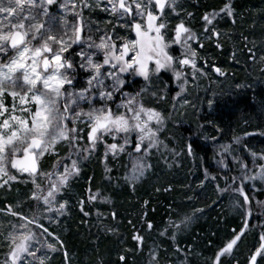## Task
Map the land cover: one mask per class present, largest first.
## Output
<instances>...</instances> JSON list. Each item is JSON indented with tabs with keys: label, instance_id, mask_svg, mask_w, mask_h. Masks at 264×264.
<instances>
[{
	"label": "trees",
	"instance_id": "16d2710c",
	"mask_svg": "<svg viewBox=\"0 0 264 264\" xmlns=\"http://www.w3.org/2000/svg\"><path fill=\"white\" fill-rule=\"evenodd\" d=\"M261 2L264 0H232L233 15L224 13L213 25L212 29L229 37L228 33L233 32L231 40H235L237 48L233 49L229 42L220 49L215 35L194 44L198 65L212 78V65L220 66L232 80V87L210 106L202 107L192 120L183 123L171 119L172 107L166 106L173 102L177 89L169 71L157 76L170 100L162 112L168 120L159 126L162 133L158 132L156 146L149 149L144 145L147 154L143 162L150 167L143 176L135 182L126 179L131 176L136 154L134 134L124 152L106 156V173L101 144L96 158L70 181L62 197L71 193L68 198L72 203L69 214L64 216L65 223L59 227V239L74 261L152 264L151 252H155L157 264H213L217 252L243 230L231 254L221 257V264H249L264 234V213L254 204L264 202V180L242 177L257 175L264 164L259 159L264 155V72L256 68L260 74L257 83L249 78L254 72L250 69L252 56L242 36L251 29L246 25L249 13L254 9L259 12ZM225 4L226 0H181L176 8L179 15L172 17L170 8L165 9V15L172 24L183 21L199 33L205 24L204 15L220 11ZM243 14L247 19H241ZM262 22L255 29L261 28ZM262 60L261 57V66ZM141 82L140 78L129 80L124 89L135 91ZM238 185L249 197L255 212L251 217L246 215L248 207L241 203L243 198L230 189ZM224 188L228 191L221 192ZM96 193L97 199L89 200ZM257 211L261 214L257 215ZM98 226L106 229H97ZM135 235L143 238L142 244L133 239ZM175 258L178 262L171 261ZM256 264H264V255L257 257Z\"/></svg>",
	"mask_w": 264,
	"mask_h": 264
},
{
	"label": "snow or ice",
	"instance_id": "6c2138e0",
	"mask_svg": "<svg viewBox=\"0 0 264 264\" xmlns=\"http://www.w3.org/2000/svg\"><path fill=\"white\" fill-rule=\"evenodd\" d=\"M55 3L56 0H0V187L17 179L11 169L20 174L27 173L35 184L30 199L42 202L49 212L62 214L66 203H60L55 208L53 205L57 203V197L67 186L69 178L78 174V160L68 157L65 159H71L70 165L57 161L52 171L42 172L39 167L40 158L61 141H68L75 152L90 154L107 136H111L114 142L104 144L105 154L111 153L115 157L125 151L133 133L136 134L134 151L146 155L144 145L147 143L149 149L156 146L159 126L163 124L164 118L155 108L147 107L137 99L139 93L137 97L130 96L126 102L117 105V109L123 108L125 111H114L107 102L112 101L115 92L123 87L122 76L131 74L150 83L152 76H158L161 71H171L177 81H183V91L184 84L188 82L187 74L183 71L185 67L191 68L194 80L197 74L203 73L197 68V53L190 43L197 41L196 33L181 21L173 29L174 35L170 39L167 36L165 9L170 8L179 15L176 12L177 0H107L110 7L106 11L118 17L122 21L119 27L130 30L135 38L129 39L105 32L99 37V42L93 39L91 30L87 40L84 38L82 8L91 7L87 0H83L82 4L70 5L76 17V22L71 25L67 20L50 15L49 6ZM78 8L81 11H75ZM220 11L228 16L233 15L230 4H225ZM216 15L217 13L204 15L205 32L210 31L207 26L213 24ZM212 32L219 36L214 29ZM74 45H81L80 50L75 53L79 62L64 55ZM173 45H178L182 50L179 57L170 51ZM100 53L103 55L102 63L94 60ZM252 55L255 59V54ZM77 68L90 73L87 88L79 92L69 91ZM215 71L223 75L219 68ZM107 80L112 81L110 86L105 83ZM94 90L100 100L105 101L104 107L93 106L87 112L76 111L72 107H78V102L84 100L91 104L95 99ZM5 95L13 99L11 109L3 102ZM17 98L19 106L15 103ZM29 104L35 105L34 111L28 107ZM17 111L22 114L17 115ZM23 113H27V116ZM70 113H74V117ZM81 117L87 118L89 128L87 147L83 149L79 148V130L75 127L69 128L66 124L69 119L75 121ZM118 137L123 139L122 144L117 142ZM236 142L239 143V139ZM259 159L264 160V155ZM61 167L63 171H58ZM148 167L150 165L143 160H134L131 176L126 179L135 182ZM243 167L246 168L247 165ZM37 176L47 181L46 189L36 183ZM257 178L264 180V164L260 165L257 175L242 177L247 180ZM220 191L227 192L228 188ZM232 191L243 198L242 204L250 203L243 186L238 185ZM98 195L99 193L90 195L89 200L97 199ZM6 211L23 223L13 224L12 230L7 234L9 251L4 264H44L46 257L38 255L41 249L47 247L53 252L58 249L46 238H41L45 234H52L40 222V217L34 215L29 219L11 207ZM246 215L250 216L251 212H246ZM148 227L151 228L152 225L149 224ZM243 234L242 230L234 235L217 252L213 264H221V257L231 254ZM133 239L143 243V238L139 235H135ZM53 240L63 247L58 238L53 237ZM262 255L264 234L260 236V246L251 256L249 264H256L257 257ZM157 260L158 257L153 253L152 264H157Z\"/></svg>",
	"mask_w": 264,
	"mask_h": 264
},
{
	"label": "rangeland",
	"instance_id": "374dc122",
	"mask_svg": "<svg viewBox=\"0 0 264 264\" xmlns=\"http://www.w3.org/2000/svg\"><path fill=\"white\" fill-rule=\"evenodd\" d=\"M181 0H177L176 8L179 7ZM83 0H56V3L49 6V13L52 16L57 17L58 19L67 20L69 25L76 22V17L74 16V10L70 7L72 3L76 4H82ZM87 2L91 5V7H83L82 8V16L85 26V32H84V38L87 40V36L89 34V30H91L90 34L92 35L93 39H95L97 42H99V37L103 35L105 32H108L111 35L114 36H123L129 39H134V34L131 33L130 30H126L124 28L119 27L120 23L122 21L115 16H112L108 11H106L107 8L110 7V5L107 4V0H87ZM69 5L68 7H65V5ZM226 4L232 5V0H226ZM259 12L258 9H254L249 17V21H247L246 25H249L251 29H248L246 31V34L242 36V41L245 45L249 46L248 50L251 49V52L248 51L249 54H251V61L252 66L250 69L252 71L249 74V78L253 81V83L259 82L260 74L257 73L256 68L259 69L260 72H264V65L261 63V57H264V20L261 19L262 14L264 15V3H260ZM172 11V9H170ZM169 10V11H170ZM75 11H81L80 8L76 9ZM170 11V12H171ZM210 13H217L215 16V19L213 20L212 25H208L207 27L210 30V33L204 31L205 24L203 25V30L197 33L196 30L192 31L196 33L197 35V41H200L201 43L206 42L209 40L210 36H213L212 27L216 23L217 20H219L224 14L221 13V11H213ZM209 13V14H210ZM171 16L173 17L175 13L172 11ZM246 15V13H245ZM244 14L241 15V19L247 17ZM46 19V18H45ZM166 19L168 24V30H167V36L170 39L173 35V29L176 25L174 23L172 24L171 18L166 16L164 17ZM204 21V20H203ZM260 21H263L260 26L261 28L255 29V25H259ZM244 25V24H243ZM216 33H219V36L217 37L215 35L216 45L219 44L220 49L223 47V44L231 42V46L233 49L237 48V43L235 40H231V37H234V33L230 32L228 35H226L224 32H219L214 29ZM232 35V36H231ZM233 39V38H232ZM197 41L190 42L192 44V47L194 49V44H196ZM235 44V45H234ZM81 45H74L72 49L69 50V52L65 53V56H71L74 60L79 62V57L75 55L76 52L80 50ZM86 47V45H85ZM219 49V50H220ZM195 50V49H194ZM175 56L179 57L181 54V49L178 45H173L172 49L170 50ZM196 51V50H195ZM197 53V52H196ZM255 54V59L253 58L252 54ZM198 55V54H197ZM203 56L207 55L204 54ZM202 56V57H203ZM95 61L101 62L103 61V55L102 53L97 54L94 57ZM264 63V59L262 60ZM231 62V61H230ZM229 62V63H230ZM197 68L200 69V72L203 73L197 74V78L194 80L192 79V70L190 67H185L183 71L187 74V83L184 84V90L181 91V84L183 81H177L171 71L170 74L172 75L173 82L176 87V93L174 95V98L171 100L170 104L167 106L164 105L166 101H170L167 97V93L165 90V86L161 82V80L157 76H152L151 82H146L142 77L134 76L131 74H124L122 76V79L124 80L123 87L116 91L114 94V98L112 101H108L107 104L114 110L123 112L125 111L123 108L117 109V105L122 104L123 102H126L127 99L131 97H137V93L140 95L137 97V99H140L145 106L155 108L157 111H159L161 114L164 110V106L166 107H172V112L169 115L171 119H173L176 122H187L194 118V116L202 109L204 106H210L211 103L216 100L219 96L224 95L225 93H228L231 91V81L228 79V75L225 71H223L220 66L213 64L212 70L215 73V77H210L208 73L201 68V66L198 65V57L196 60ZM236 66H239L238 64ZM177 67L179 65L177 64ZM219 68L223 75L218 74L215 69ZM109 69H102V71H107ZM90 76L89 72H86L82 69L77 68V71L75 73V79L73 81V85L69 88V91H75L79 92L83 88H87V80ZM230 77V76H229ZM232 77V76H231ZM141 79V86L136 89L135 91H129L124 89V86L126 83L131 80V82L134 79ZM107 85H111L112 81L107 80L105 81ZM68 87V86H66ZM155 93V94H153ZM95 99L92 100V103L89 104L86 100L79 101V106L73 105L72 107L76 111H83L87 112L90 110L91 107H104L105 101L100 100L98 93H95ZM127 94V95H126ZM4 104L11 109V106L13 104V99L11 96L5 95L3 97ZM17 106H19V99L15 101ZM28 107H30L33 111L35 110V105L29 104ZM19 111H17V115H21ZM24 116H27V113H23ZM71 117H74V113L69 114ZM163 115L164 121L168 120V115ZM66 124L69 128L75 127L79 130V135L81 137L79 141V148L83 149L87 147V135L89 128L87 126V118L81 117L77 120L69 119L66 121ZM153 127H156V125H153ZM159 133L161 134L162 131L160 130ZM133 133L132 135H134ZM75 135V134H73ZM158 135V134H157ZM136 137V134H135ZM136 141V138L135 140ZM114 142L111 138V136L104 137V141L102 143H99L95 149V151L91 152L90 154L87 152H84L83 154L79 152H75L70 146L68 141H61L57 143L52 150H50L48 153H45L43 157L40 158L39 161V167L42 172H50L53 170V166L56 165L57 161H60L61 164L68 163L70 165L71 159H77L78 160V168L79 172L78 174H74L69 178L68 184L66 187H64L61 192L59 193L57 197V203L53 205V207H58L60 203H66V207L63 210L62 214L56 213V212H49L42 204V202H37L33 199H30V197L33 194V191L35 189V184L33 183V178L28 176L27 173L20 174L16 172V170L11 169V173L17 177L16 180L10 181L8 185L4 187H0V264H4V259L6 254L9 251V248L6 243V237L7 234L12 230L13 224H19L23 223L22 221H19L17 218L7 214L6 209L11 207L15 209L17 212L21 213L22 215L28 217L29 219L32 218L34 215H37L40 217V222L48 229V232L51 233V236H47L45 234L44 237H41L42 239H45L48 242H51L54 244V246L58 249L57 251H50L47 249V247H43L41 249V253H38V255H44L46 258L44 260V264H85L83 262H77L74 261L71 255L65 250V246L59 239V234L61 233L59 227L61 228L63 223H65L64 216L68 215V207L71 205V200L68 198V196L71 195V193L67 194L66 196L62 197V194L64 191H66L69 187V183L74 178L78 177L81 172L83 171L84 167L90 163L91 159L96 158V154L98 153V149L101 144L105 143H112ZM119 143H123V139H120L118 137ZM131 142L129 141V144ZM147 145V143H145ZM148 147V146H147ZM153 148V147H152ZM134 151V150H133ZM135 152V151H134ZM133 153V152H132ZM133 160H143L145 159L144 153H134L133 154ZM106 156H111V153L105 154V147L103 150V157H102V164L105 167V173H106ZM70 157L71 159H65ZM58 171H63V168L61 167L58 169ZM105 176V175H104ZM106 177V176H105ZM36 183L40 184L42 189H46L48 187L47 181L44 180L42 177L37 176ZM15 188V190H13ZM230 189H234L233 187H230ZM13 193V194H12ZM12 194V196L9 197V199L4 200V198L8 197V195ZM90 195V194H89ZM92 195V194H91ZM67 198L69 199V202L67 201ZM1 202H4V206H1ZM257 205L259 211L264 213V202L262 203H254ZM33 205V210H32ZM35 205V206H34ZM248 211L251 212V215L255 212L252 211L250 208V204H247ZM80 208V207H79ZM257 211V215H260L261 213ZM255 214V215H256ZM264 216V214H262ZM29 227H32L31 225ZM53 229H55L53 231ZM97 229H106L105 226H98ZM40 231V230H37ZM53 237L58 238V240L62 243L63 247L60 246V244L56 243L55 240H53ZM65 253H67V256H65ZM155 254V252H151L152 254ZM157 256V255H156ZM29 260H32L31 257H29ZM171 261L178 262L177 259H172ZM38 264V262H37ZM166 264H171V262H166ZM179 264V263H177Z\"/></svg>",
	"mask_w": 264,
	"mask_h": 264
}]
</instances>
